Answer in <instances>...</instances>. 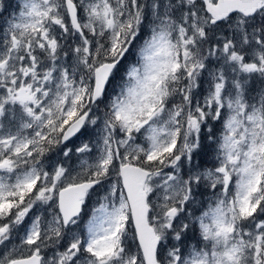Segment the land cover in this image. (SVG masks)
<instances>
[{
  "label": "snow or ice",
  "instance_id": "6c2138e0",
  "mask_svg": "<svg viewBox=\"0 0 264 264\" xmlns=\"http://www.w3.org/2000/svg\"><path fill=\"white\" fill-rule=\"evenodd\" d=\"M10 7L0 264H264V0Z\"/></svg>",
  "mask_w": 264,
  "mask_h": 264
},
{
  "label": "rangeland",
  "instance_id": "374dc122",
  "mask_svg": "<svg viewBox=\"0 0 264 264\" xmlns=\"http://www.w3.org/2000/svg\"><path fill=\"white\" fill-rule=\"evenodd\" d=\"M5 3H9L11 5V7L9 8V11H12L16 7L17 0H5ZM5 15H7V13ZM133 59H135L134 55L132 56L131 60H133ZM75 162L78 163V161H75ZM206 198H207V193H206L204 199H206ZM93 199H95V197ZM91 207H92V202L89 201L88 206L85 209V212H88Z\"/></svg>",
  "mask_w": 264,
  "mask_h": 264
},
{
  "label": "trees",
  "instance_id": "16d2710c",
  "mask_svg": "<svg viewBox=\"0 0 264 264\" xmlns=\"http://www.w3.org/2000/svg\"><path fill=\"white\" fill-rule=\"evenodd\" d=\"M131 58H132V57H130L129 60H131ZM126 63H127V62H126ZM205 195H206V194H205ZM207 196H208V194H207Z\"/></svg>",
  "mask_w": 264,
  "mask_h": 264
}]
</instances>
